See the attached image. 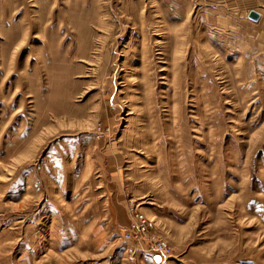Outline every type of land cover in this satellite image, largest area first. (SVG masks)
Wrapping results in <instances>:
<instances>
[{
  "label": "rangeland",
  "instance_id": "rangeland-1",
  "mask_svg": "<svg viewBox=\"0 0 264 264\" xmlns=\"http://www.w3.org/2000/svg\"><path fill=\"white\" fill-rule=\"evenodd\" d=\"M252 1L0 0V264H264Z\"/></svg>",
  "mask_w": 264,
  "mask_h": 264
},
{
  "label": "built area",
  "instance_id": "built-area-1",
  "mask_svg": "<svg viewBox=\"0 0 264 264\" xmlns=\"http://www.w3.org/2000/svg\"><path fill=\"white\" fill-rule=\"evenodd\" d=\"M102 127V125L97 127L99 136L104 134ZM127 209L133 219V228L125 231L123 234V240L127 242L125 249L127 253L132 255L140 249L135 246L136 244L141 246L143 245V241H147V244L143 245L142 250H146L152 253V255L155 254L154 257L159 255L161 261L168 258L172 253V249L166 239L157 237L155 219L142 212L134 198L128 200Z\"/></svg>",
  "mask_w": 264,
  "mask_h": 264
},
{
  "label": "water",
  "instance_id": "water-1",
  "mask_svg": "<svg viewBox=\"0 0 264 264\" xmlns=\"http://www.w3.org/2000/svg\"><path fill=\"white\" fill-rule=\"evenodd\" d=\"M248 16H249V18H251V19H253L255 21H257L260 18V14L257 11H255V10L250 11ZM155 259L158 260V261L161 260L160 256H158V255L155 257Z\"/></svg>",
  "mask_w": 264,
  "mask_h": 264
},
{
  "label": "crops",
  "instance_id": "crops-1",
  "mask_svg": "<svg viewBox=\"0 0 264 264\" xmlns=\"http://www.w3.org/2000/svg\"><path fill=\"white\" fill-rule=\"evenodd\" d=\"M236 1H239L240 3L248 4V5L253 4V1L252 0H236ZM244 7H247V5H245ZM251 7L252 6H250L249 9H252ZM253 10H254V8H253ZM256 11H258L260 13V15H261L260 16V19H262L263 18V12H262V10L260 11V10L256 9ZM263 11H264V8H263ZM153 258H155V257H153Z\"/></svg>",
  "mask_w": 264,
  "mask_h": 264
},
{
  "label": "bare ground",
  "instance_id": "bare-ground-1",
  "mask_svg": "<svg viewBox=\"0 0 264 264\" xmlns=\"http://www.w3.org/2000/svg\"><path fill=\"white\" fill-rule=\"evenodd\" d=\"M255 11H256V10H255ZM257 12H258V11H257ZM258 13H259V12H258ZM259 14H260V13H259ZM260 16H261V15H260ZM259 19H260V18H259ZM259 19H258V20H259Z\"/></svg>",
  "mask_w": 264,
  "mask_h": 264
}]
</instances>
